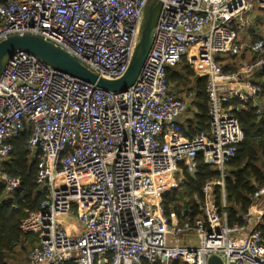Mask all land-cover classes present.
I'll list each match as a JSON object with an SVG mask.
<instances>
[{"label":"built area","instance_id":"built-area-1","mask_svg":"<svg viewBox=\"0 0 264 264\" xmlns=\"http://www.w3.org/2000/svg\"><path fill=\"white\" fill-rule=\"evenodd\" d=\"M149 0H0V43L31 36L60 49L97 77L127 71ZM150 47L125 90H107L16 48L0 70V164L11 140L28 131L36 165L37 209L19 224L37 236L25 264H264V185L241 223L227 221V163L243 131L229 104L253 99L264 69V38L255 55L224 73L217 54H238V34L264 0H160ZM188 57L207 95V130L180 126L188 102L167 84V70ZM195 69V72H196ZM200 163L217 174L194 196L200 215L164 213L174 174ZM6 192L20 180L0 174ZM165 191V192H164ZM219 192L217 202L216 192ZM72 218L73 221L69 219ZM69 226V227H68Z\"/></svg>","mask_w":264,"mask_h":264},{"label":"trees","instance_id":"trees-1","mask_svg":"<svg viewBox=\"0 0 264 264\" xmlns=\"http://www.w3.org/2000/svg\"><path fill=\"white\" fill-rule=\"evenodd\" d=\"M243 49L238 54H217L215 56L224 73L234 72L238 66L221 62L241 55ZM254 56L250 52V59ZM180 62H182L180 67L175 69ZM180 62L167 70V84L175 95L179 91L177 85L180 80L195 76V70L188 63L186 56ZM262 74L264 75V72ZM189 90L193 94L190 103L195 108L193 114L195 127H188L187 130L182 127V130L188 137H191L195 131L208 128V100L204 91V79L201 76L195 77L194 88ZM258 96L264 98V82L261 83ZM229 104L233 105V114L243 131V138L237 145L235 155L227 163L226 207L220 208L226 212L229 223H241L240 216L249 208L251 196L257 188L264 185V109L258 113L251 101L243 103L236 98L230 99ZM29 134L28 131H24L11 140L10 156L0 164L1 173L20 180L19 187L9 193L5 191L0 181V264H19L17 253H22L27 249V245L37 240L36 235L23 233L19 229L21 220L37 209L40 200L35 182L36 165L27 148ZM216 174V169L205 163L199 164L194 175L184 171V177L178 187L162 197L164 213L175 212L180 221L186 219V210L192 211V214L188 216H199V206L194 201V196L200 195L201 186ZM216 194H218L217 202H219V192L217 191ZM262 219L263 225L264 216ZM172 264L185 263L176 260Z\"/></svg>","mask_w":264,"mask_h":264},{"label":"water","instance_id":"water-1","mask_svg":"<svg viewBox=\"0 0 264 264\" xmlns=\"http://www.w3.org/2000/svg\"><path fill=\"white\" fill-rule=\"evenodd\" d=\"M160 4V0L148 1L144 20L142 22L140 40L135 48L126 73L120 79L114 81L101 79L82 67L77 61L60 49L40 38L31 36L11 37L0 43V70L1 61L4 55L11 50L19 48L31 51L41 57L48 64L69 72L71 75L86 82L96 83L97 86L103 89L112 91L125 90L135 79L150 47L152 32L157 20ZM207 264H222V261L217 255H211L207 260Z\"/></svg>","mask_w":264,"mask_h":264},{"label":"rangeland","instance_id":"rangeland-1","mask_svg":"<svg viewBox=\"0 0 264 264\" xmlns=\"http://www.w3.org/2000/svg\"><path fill=\"white\" fill-rule=\"evenodd\" d=\"M263 19H264V16H263ZM259 27L263 28L264 26L259 24ZM240 40H241V43H242V48H244L243 51H242V54L238 55L237 57L235 56L234 59L224 60L221 63H230V64H232L234 66H238L239 63H243L244 61H247V60L250 59V52L251 51H250L249 45L255 40V35H253V34L249 35V33L246 31V33L240 35ZM186 59H187V61L189 63L188 57H186ZM3 61H5V58H3ZM181 63L182 62H180V64L175 69H178V67H180ZM191 67L194 70L196 69L194 66H191ZM198 73H199V70L196 69L195 76L189 77L188 79L180 80L179 84L177 85V88L179 89V91L175 89L176 91H178L177 95L188 102V109L185 111L184 116L182 117V120H181L182 127H183L184 130H187L188 127H195V123H194L195 120H194V115H193L195 108L190 103L191 100H192L193 94H192V92L189 89L194 88L195 77L198 76ZM230 105L233 106L232 104H230ZM189 121L191 123H189ZM0 174H1V169H0ZM174 177H175V180L177 182V186L176 187H178L179 182L181 181V179H183L184 175L181 172L180 173L177 172V173L174 174ZM69 220L73 221L72 218H70ZM37 241H38V239L36 240L35 243H33L31 245H27V249L24 250L22 253H17L18 254V258L17 259H19V264H25L27 256H28V253L31 251V249L34 246L37 245V243H38Z\"/></svg>","mask_w":264,"mask_h":264},{"label":"crops","instance_id":"crops-1","mask_svg":"<svg viewBox=\"0 0 264 264\" xmlns=\"http://www.w3.org/2000/svg\"><path fill=\"white\" fill-rule=\"evenodd\" d=\"M263 16H264V8L256 6L255 9L251 13V20H250L251 25L246 27L242 32H240L238 34V42L239 43H241L240 35L246 33V31L249 33V35H252V34L255 35V40L260 38V37L264 38V29H263L264 27L263 28L259 27V24L264 26ZM227 60H230V59H227ZM240 64L241 63H239V65ZM263 70L257 71L254 74V77H253V82L259 84L260 86H261V83L264 82V75L262 74L264 72ZM258 95H259V93H258ZM258 95L256 96L257 98L255 97L253 99V102H256V105H257V107L259 109V112H261L264 109V98H261ZM183 116L184 115H182V117ZM182 117H181V120H182ZM180 126L182 128V123H180Z\"/></svg>","mask_w":264,"mask_h":264}]
</instances>
